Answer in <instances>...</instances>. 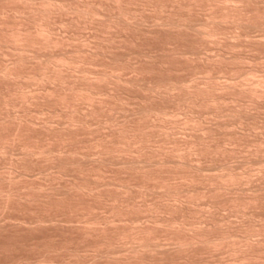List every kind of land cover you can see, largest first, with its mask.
Returning a JSON list of instances; mask_svg holds the SVG:
<instances>
[{"label":"bare ground","instance_id":"1","mask_svg":"<svg viewBox=\"0 0 264 264\" xmlns=\"http://www.w3.org/2000/svg\"><path fill=\"white\" fill-rule=\"evenodd\" d=\"M259 178L264 0H0L11 264H264Z\"/></svg>","mask_w":264,"mask_h":264},{"label":"rangeland","instance_id":"2","mask_svg":"<svg viewBox=\"0 0 264 264\" xmlns=\"http://www.w3.org/2000/svg\"><path fill=\"white\" fill-rule=\"evenodd\" d=\"M83 32H84V33H82V34H83V35L85 34L86 36L88 35L87 37H89V35L91 34L90 31H89V29H88V30L85 29V30H83ZM254 34H255V35H254ZM256 34H257L256 31L253 32V35L256 36V38H257L259 35H256ZM258 34H259V33H258ZM86 36H84V37H86ZM87 37H86V38H87ZM150 44L153 45L152 47H154V45H155V44H152V43H150ZM206 49H209V47H207ZM210 51H211V50H209V51L206 50V51H204V53H205L206 55H210V54H211V53L209 54ZM206 52H207L208 54H207ZM213 52H214V53H213ZM212 53H213L212 55H214V54H215V51H212ZM218 77H219L218 79H219V82H220V83H223L224 80L226 79L225 76H223V77L225 78V79H223V78H222V75H219ZM220 80H221V81L223 80V81L221 82ZM119 116H120V115H119ZM119 116L117 115V117H119ZM207 124H208V125H209V124L212 125L213 123H212V124H211V123H207ZM177 130H178V129H177ZM178 131L180 132V130H178ZM179 132H176V133H175L176 137H177L178 135H180L179 138H180L181 136L184 137L183 133L180 134ZM181 139H182V138H181ZM238 156H239V155H237L236 158L230 160L229 163H230V164L233 163V165L236 163L237 165H234V166H238V165H240L242 162L245 163V162L248 161L247 157H246V160L243 159V160H245V161H241L243 157L240 158V156H239V157H238ZM241 156H242V155H241ZM244 158H245V156H244ZM239 159H240V160H239ZM232 161H235V162H232ZM203 164H204V163H203ZM203 164H202V165H203ZM205 164H206V166H204V167H207L206 169L209 168V171H208V172L205 171L206 173H209V172H210V174H211V172L214 173V172L216 171V170H213V171H214V172H213L212 170H210V166L208 167L207 163H205ZM205 164H204V165H205ZM247 165H248V164H247ZM249 165H251V164H249ZM249 165H248V166H249ZM1 166H2V165H1ZM245 166H246V165H245ZM248 166H246L245 168H247ZM256 166H257V167L251 165V166H249V167H250V168L253 167V169L251 168L252 170H254V168L259 169L258 165H256ZM4 167H5V166H4ZM6 167H7V166H6ZM211 167H212V166H211ZM213 167H214V166H213ZM213 167H212V168H213ZM247 169H249V168H247ZM251 169H249L250 172H251ZM255 171H256V172H255L254 176H252L253 178H251L252 180H251L250 182H253V179H254V182H256V180H257V179L255 180V175H257V176H256V178H257L258 175H259V171L256 170V169H255ZM257 172H258V173H257ZM253 173H254V172H253ZM259 177L261 178V175H259ZM260 178L258 179L259 183L261 182V181H260V180H261ZM262 179H263V181H262L260 184L263 185V184H264V178H262ZM250 182H249V183H250ZM249 183H248V186L251 185L252 187L254 186V184H255V185L259 184V183L257 182V183H254L253 185H252V183L249 185ZM244 185H245V184H244ZM248 186H247V184H246V187L244 186L245 189L251 188V186H250V187H248ZM244 187H243V188H244ZM247 187H248V188H247ZM15 210H16V209H15ZM18 211H19V210H18ZM18 211L16 210V211H15L16 213H15V212H11V210H10L9 213L11 212V214L5 212V213L7 214V216H6V215H3V214H0V219H2L1 216H4L3 219H6L7 217H9L8 214H9V215H13L12 213H15V214H14V215H15L14 218H18L19 215L16 216V214H17ZM21 211H22V210H20L19 213H21L22 215H24V214H23L24 211H23V212H21ZM26 213H28V212H26ZM29 214H30V213H28V214H26V215H29ZM14 215H13V216H14ZM22 215L19 216V217H20L19 219H22V218L24 219V216L22 217ZM26 215H25V216H26ZM29 216H31V215H29ZM11 217H12V216H11ZM11 217H10V218H11ZM26 217H28V216H26ZM26 217H25V219H26ZM12 218H13V217H12ZM3 219H2V221L0 220V221H1L0 224H1L2 222H7V220H3ZM7 219H9V218H7ZM232 220H233V221H236L237 219L235 220V218H234V219H232ZM2 224H4V223H2ZM48 228H49V227H44V230H42V229H43V227H42V229H41V233H40V228L37 229V230H32V231L29 230V229H28L29 231H27V229L22 231V228H21V229H19V232H18L17 230H16L17 232H16L15 230H13V231H15L16 233H14V232H13V233H10V229H8V232H6L7 229H5L4 232L2 231V234H1V230H0V264H5V263H7V262H8L7 264H11V263H14L13 260H16L15 262H17V261H21V260H18V259H22V260H23L25 257H26V258H25V260H26L28 256H30V258L28 257V259H33V258H35L36 256L39 255L40 251H42V247H41V246L43 245V244H42L43 242L45 243L46 241H48V244H50V243L52 242V239L54 240L55 244H57L58 242H60L61 240L59 241V240L57 239V236L60 237L59 235H61V233H63V231L61 230V228H60V230H56L54 227H52V229H48ZM50 228H51V227H50ZM53 229H54L55 231H54ZM30 231H31V232H30ZM52 231H53V232H52ZM56 231H57V233H58V232H60V233H59V235L57 234V235L55 236ZM61 231H62V232H61ZM36 232H37V233H36ZM53 233H54V234H53ZM64 233H66V232H64ZM4 234H5V236H3ZM6 234H7V235H6ZM18 234H19L20 236H19ZM32 234H33V236H32ZM48 234H49V235H48ZM14 235H15V236H14ZM42 235H44V237H43ZM45 235H48V236H45ZM51 235H52V236H51ZM63 235H64V234H62L61 237H60V238H62V240L66 239V238H64V237L67 236L66 234H65L66 236H65V235L63 236ZM27 236H28V238H27ZM50 236H51V237H50ZM29 237H30V238H29ZM46 237H47V239H46ZM48 237L50 238V241H51L50 243H49ZM52 237H53V238H52ZM54 237H55L58 241H56V239H54ZM42 238H44V240L46 239V241H44ZM60 238H59V239H60ZM63 238H64V239H63ZM68 238H69V237H68ZM7 239H8V240H7ZM15 239H16V240H15ZM18 241H19V242H18ZM40 241H41L42 243H41ZM56 242H57V243H56ZM31 243H34V244H35L34 246H37V247H39V248L41 247L40 249L37 248V251H38L39 253H36V252H37V251H36V252L33 254L32 250H34V249H30L31 247H33V244H31ZM39 243H41V244H39ZM23 244H24V245H23ZM30 244H31V246H29ZM36 244H37V245H36ZM51 244H52V243H51ZM51 244H50V245H51ZM72 244H73V243H72ZM72 244H71V245H72ZM38 245H40V246H38ZM53 245H54V244H53ZM28 246H29V247H28ZM2 249H3V250H2ZM25 249H26V250H25ZM39 250H40V251H39ZM4 251H5V252H4ZM10 252H11V253H10ZM30 254H31V255L33 254V255L31 256ZM35 254H38V255H35ZM34 255H35V256H34ZM8 257H9V258H8ZM19 257H20V258H19ZM31 257H32V258H31ZM216 257H217V256H216ZM219 257H220V256H219ZM223 257H224V256H222V258H223ZM224 258H226V257H224Z\"/></svg>","mask_w":264,"mask_h":264}]
</instances>
